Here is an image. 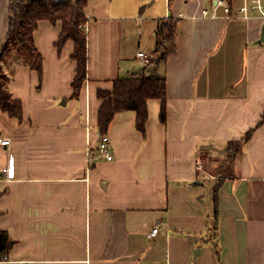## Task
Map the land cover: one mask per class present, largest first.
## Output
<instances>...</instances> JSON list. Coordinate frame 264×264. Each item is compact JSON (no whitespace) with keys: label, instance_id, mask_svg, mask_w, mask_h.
Returning <instances> with one entry per match:
<instances>
[{"label":"crops","instance_id":"crops-1","mask_svg":"<svg viewBox=\"0 0 264 264\" xmlns=\"http://www.w3.org/2000/svg\"><path fill=\"white\" fill-rule=\"evenodd\" d=\"M11 1L0 0V49ZM230 1L232 14L216 0H87L77 96L61 21L33 32L41 74L14 52L3 60L22 118L0 108V231L11 240L0 264H264L263 19ZM165 22L175 49L161 58ZM145 70L165 78L166 120L157 98L144 133L134 110L116 113L106 159L98 91Z\"/></svg>","mask_w":264,"mask_h":264},{"label":"trees","instance_id":"trees-1","mask_svg":"<svg viewBox=\"0 0 264 264\" xmlns=\"http://www.w3.org/2000/svg\"><path fill=\"white\" fill-rule=\"evenodd\" d=\"M87 0H13L9 5L8 31L0 49V108L9 116L22 118V105L8 89V76L4 70L3 58L11 47L21 50L19 58L41 74L42 56L34 44L33 32L41 19L52 23L61 21V31L56 45L61 47L67 39L74 42L71 57L76 60V74L72 80L73 95L79 94L86 75V35L84 6ZM230 4V0H227ZM166 29V31H165ZM161 33L166 34L167 45L161 54L164 58L175 49V29L170 23H162ZM10 51V50H9ZM103 99L98 108L97 131L100 135L107 132L108 126L116 113L124 110L136 112V128L145 132L147 120V100H161L160 119L166 120V84L165 78L146 74L117 78L110 90H99ZM11 240L5 231H0V255L4 254Z\"/></svg>","mask_w":264,"mask_h":264},{"label":"built area","instance_id":"built-area-1","mask_svg":"<svg viewBox=\"0 0 264 264\" xmlns=\"http://www.w3.org/2000/svg\"><path fill=\"white\" fill-rule=\"evenodd\" d=\"M217 5H221L223 10L227 14H232L231 5L226 0H216ZM257 11L260 14V17L264 20V0H243V3L236 9V13L241 14L244 17L250 15L251 12ZM206 13V9H203V14ZM166 34L159 33V40H158V47L157 53L161 56L162 52L165 50L166 47ZM137 55L141 57L144 66H151L152 59L144 54V52H138ZM8 139H3L0 137V145L8 144ZM96 151L98 155L105 156L106 159L112 158V153L110 150V140L106 134L100 135L99 141L96 146ZM201 156L202 154H198L196 156L197 168H200L201 164ZM4 172H7L8 169L4 168ZM159 231V224H156L152 227V229L146 233V237L148 239H152Z\"/></svg>","mask_w":264,"mask_h":264},{"label":"rangeland","instance_id":"rangeland-1","mask_svg":"<svg viewBox=\"0 0 264 264\" xmlns=\"http://www.w3.org/2000/svg\"><path fill=\"white\" fill-rule=\"evenodd\" d=\"M157 39L159 40V37H157ZM10 50V51H9ZM13 52L14 53H16V54H20L21 53V50H18V49H16L15 47H13V46H11L7 51H6V54H5V56H4V60H7L8 58H10V56L13 54ZM6 57V58H5Z\"/></svg>","mask_w":264,"mask_h":264},{"label":"water","instance_id":"water-1","mask_svg":"<svg viewBox=\"0 0 264 264\" xmlns=\"http://www.w3.org/2000/svg\"><path fill=\"white\" fill-rule=\"evenodd\" d=\"M258 41L259 42L264 41V20H263V23L261 25L260 36L258 38Z\"/></svg>","mask_w":264,"mask_h":264}]
</instances>
